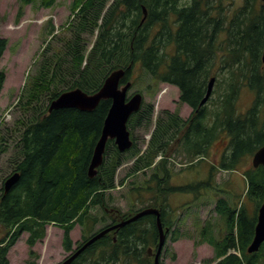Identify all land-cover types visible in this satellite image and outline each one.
<instances>
[{
	"label": "trees",
	"instance_id": "1",
	"mask_svg": "<svg viewBox=\"0 0 264 264\" xmlns=\"http://www.w3.org/2000/svg\"><path fill=\"white\" fill-rule=\"evenodd\" d=\"M19 1L21 16L29 4L52 8L58 2ZM243 1L237 8L234 1L232 9L225 0H73L71 10L80 21L68 26L71 35L63 47L56 46L55 37L46 46L40 67L28 78L18 102L23 117L14 125L15 157L7 177L18 172L20 179L8 192L0 187V264H11L9 252L24 232L29 234V264H37L39 253L34 247L46 238L50 224L63 229V246L68 252L74 251L71 232L77 225L87 241L101 229L149 207L161 208L164 225L172 228L170 194L211 185L214 177L212 173L206 182L170 186L172 155L181 156L182 163L192 167L195 160L210 154L214 132L222 133L229 137L223 157L228 161L222 169L237 170L246 156H254L264 146V0ZM144 9L147 17L142 22ZM96 31L88 47L85 35L95 36ZM8 43L0 37V63ZM136 66L151 79L147 92L152 93L160 83L174 85L180 91V102L193 112L185 119L178 110L163 111L142 151L133 130L144 124L150 128L154 118L153 105L144 101L128 122L134 144L124 153L127 159L123 161L110 139L98 174L90 177L88 169L112 100H102L93 111H50L49 105L67 90L95 93L114 70H127L124 83ZM64 76H71V81ZM212 77L216 78L212 98L202 105ZM5 82L6 73L0 68V95ZM245 86L256 96L242 114L237 104ZM8 150L7 136L0 135V159ZM129 159L134 161L128 173L135 176L130 183L133 202L122 212L112 208L114 197L108 192L117 187V172ZM244 176L247 189L241 203L218 198L215 213L220 221L215 224L208 219L194 243L213 247L214 258L207 260L210 264L218 259L217 264H264V244L259 251L248 252L264 202V166H252ZM247 202L253 204L252 209ZM181 238L178 228L172 240ZM158 241L156 217L149 215L109 232L71 264H155L149 249L157 247Z\"/></svg>",
	"mask_w": 264,
	"mask_h": 264
},
{
	"label": "rangeland",
	"instance_id": "2",
	"mask_svg": "<svg viewBox=\"0 0 264 264\" xmlns=\"http://www.w3.org/2000/svg\"><path fill=\"white\" fill-rule=\"evenodd\" d=\"M234 1L235 8L244 2L243 0H225V4L227 7L232 5L233 9ZM72 2L73 0H58L57 4L49 9L41 7L36 2L27 5L21 16L19 0H0V35L7 36L10 42L0 64V68L6 73V82L0 96V122L6 111H10L12 114L11 118L0 126V135L7 136L9 145V150L0 159V187H5L3 181L13 171L12 161L15 157L16 141L13 129L16 127L14 126L16 120L23 117V110L18 106V102L25 90L28 78L33 72H36L38 66L40 67L43 48L54 39L50 29L54 27L53 35L56 46L63 47L65 39L71 35L67 28H63L72 21L77 23L80 21V16L77 13L74 16L72 13ZM98 23H100L99 20ZM81 27L87 28L84 25ZM85 37L89 41L88 47H92L95 36L85 35ZM53 51L51 49L49 55ZM38 57L39 59L36 61ZM65 78L66 81H71V76ZM130 80L134 86L129 95L141 91L146 102L154 107L153 125L149 128L147 124H144V126L133 130L139 148L144 151L155 129L157 118L162 115L163 111L177 109L182 117L188 118L192 110L187 104L180 102L179 89L174 85L160 83L158 86L154 85L152 93L147 92L146 85L151 82V79L139 66L132 69ZM63 86H67V84H63ZM255 96L256 93L252 89L247 86L243 87L237 104L238 112L242 114L247 112L253 105ZM43 101L46 103L45 99ZM224 136L222 143L216 142L213 145L211 155L200 157L192 167L184 168L182 162L185 161L181 156L177 158L175 155L171 156L173 164L171 166L175 171L169 182L170 186L195 185L198 182H206L212 173H214V177L211 185H203L196 191H178L170 194L168 202L174 210L173 225L180 229L182 239L174 242L171 237L169 238L162 255L164 264H210L207 260L213 258V248L207 244L194 246L195 241L201 238L202 227L208 219L215 224L220 221L215 213L218 198H227L232 204L241 203L244 198L247 189L244 173L252 167L253 156H246L237 166V170L234 168L226 171L222 169V165L228 161L220 158L227 148L228 136L225 134ZM121 155L123 161L127 159L124 153ZM229 162L232 163V160L229 159ZM132 165L133 161L129 159L119 168L116 178L117 187L108 192L114 197V201L110 202L112 208H120L122 212L129 210L133 202L130 192L132 184L130 183L135 180V176H128ZM151 172L152 170L147 171V173ZM144 196L148 195L144 193ZM247 204L250 209L253 208V204L250 202ZM142 206L138 204V207ZM224 224L222 221L220 226L223 227ZM101 226L98 225L97 228ZM63 234L64 231L59 226L53 224L47 226V237L34 247L39 253L37 264H60L71 254L64 249ZM28 235L27 232H24L17 244L10 250L11 264H29ZM71 235L75 249L83 241L82 228L77 225ZM153 249L156 252V246Z\"/></svg>",
	"mask_w": 264,
	"mask_h": 264
},
{
	"label": "water",
	"instance_id": "3",
	"mask_svg": "<svg viewBox=\"0 0 264 264\" xmlns=\"http://www.w3.org/2000/svg\"><path fill=\"white\" fill-rule=\"evenodd\" d=\"M144 19L147 17V10L144 9ZM126 75L124 69H118L112 71L106 78L102 87L95 93H86L80 88L66 91L56 98L50 106V111L54 109L62 108H76L82 111H93L95 110L102 100H112L111 108L105 119L101 137L96 145V150L93 154L92 163L90 166L89 174L94 177L97 174L96 168L99 167L104 160V153L106 150L107 142L109 139H114L121 152H125L130 149L133 145L131 139V133L128 130V121L130 117L139 111L143 96L140 93L134 94L128 99V91L131 88V83L121 86V80ZM216 78H212L207 94L202 101L205 104L212 95ZM253 165L259 167L264 166V146L261 147L253 156ZM20 179V173L16 172L5 181V190L8 192L12 187L17 184ZM156 215L157 227L160 232V240L157 252L155 254V264H160V258L166 241V231L163 226L161 212L159 209L147 208L137 213L132 218L122 221L116 225H113L104 231H100L92 238H90L79 250L73 253L68 259L63 261L61 264H71L76 260L79 255L89 246L93 245L96 241L104 237L107 233L112 230H118L127 224L134 222L147 215ZM264 243V202L258 211V223L255 230V236L253 241L248 247L249 253H254L260 250ZM151 253V252H150Z\"/></svg>",
	"mask_w": 264,
	"mask_h": 264
},
{
	"label": "flooded vegetation",
	"instance_id": "4",
	"mask_svg": "<svg viewBox=\"0 0 264 264\" xmlns=\"http://www.w3.org/2000/svg\"><path fill=\"white\" fill-rule=\"evenodd\" d=\"M192 0H190V2H191ZM208 104V103H207ZM191 115V114H190ZM190 117V116H189ZM189 126H190V123L188 124ZM214 134H215V140H214V142L212 143V147H213V145L214 144H216V142H220V143H222V141H223V139H224V134H222V133H217V132H214ZM212 147H211V149H210V152H211V150H212ZM222 156V155H221ZM166 228H168V227H166ZM169 229V228H168ZM176 232V228L175 227H173V229L170 231V229H169V231H168V235L167 236H169V237H173L174 236V233Z\"/></svg>",
	"mask_w": 264,
	"mask_h": 264
},
{
	"label": "bare ground",
	"instance_id": "5",
	"mask_svg": "<svg viewBox=\"0 0 264 264\" xmlns=\"http://www.w3.org/2000/svg\"><path fill=\"white\" fill-rule=\"evenodd\" d=\"M263 60H264V57H263ZM122 69H124V68H122ZM124 70H125L126 73H127V70H126V69H124ZM49 106H50V105H49ZM262 147H263V146H262ZM95 150H96V147H95V149H94V152H95ZM105 152H106V150H105ZM120 152H121V151H120ZM121 153H124V152H121ZM93 154H94V153H93ZM104 154H105V153H104ZM92 158H93V156H92ZM91 163H92V159H91ZM91 163H90V166H91ZM101 165H102V164H101ZM101 165H100V166H101ZM90 166H89L88 171H90ZM100 166H99V167H100ZM99 167L96 168V170H97V174H98V168H99ZM97 174H96V175H97ZM96 175H95V176H96ZM89 176H90V174H89ZM95 176H94V177H95ZM90 177H91V176H90ZM4 188H5V187H4ZM5 191H6V190H5ZM6 192H7V191H6ZM105 229H106V228L101 229V231H104ZM107 234H108V233H107ZM107 234H106V235H107ZM142 262H143V261H142Z\"/></svg>",
	"mask_w": 264,
	"mask_h": 264
},
{
	"label": "crops",
	"instance_id": "6",
	"mask_svg": "<svg viewBox=\"0 0 264 264\" xmlns=\"http://www.w3.org/2000/svg\"><path fill=\"white\" fill-rule=\"evenodd\" d=\"M2 36V35H1ZM4 37H7V36H4ZM9 44H10V42H9ZM1 99V98H0Z\"/></svg>",
	"mask_w": 264,
	"mask_h": 264
}]
</instances>
